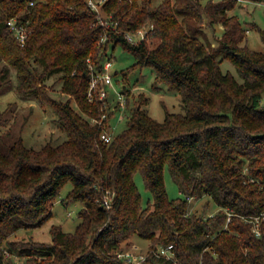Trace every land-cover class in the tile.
<instances>
[{
    "label": "trees",
    "instance_id": "1",
    "mask_svg": "<svg viewBox=\"0 0 264 264\" xmlns=\"http://www.w3.org/2000/svg\"><path fill=\"white\" fill-rule=\"evenodd\" d=\"M237 2L106 0L102 10L118 22L115 32L99 23L87 0H0V74L13 67L17 91L51 106L66 134L37 149L22 138L0 147V264H18L16 258L20 264H130L119 254L132 248L134 235L148 241L145 250L136 249L146 254L143 264H264V218L259 235L244 219L264 211V28L251 24L263 50L249 48L248 28L228 13ZM12 17L27 27L24 42L7 25ZM145 23L153 24L150 41L125 38ZM204 27L219 31L215 45ZM105 33L104 48L120 46L133 56L122 80L149 67L181 95L183 112L166 111L157 121L145 108L148 98L124 84L126 125L112 131L119 105L106 109L87 96L86 58L101 56ZM222 60L241 81L222 71ZM55 74L66 100L47 93L44 82ZM105 111L101 124L91 121ZM104 128L108 142L99 138ZM165 165L182 197H168ZM136 171L152 196L144 207ZM67 181L66 199L82 203L74 231L52 224L50 241L10 238L40 227ZM204 195L217 205L211 215L191 210L189 199ZM167 245L169 257L156 253Z\"/></svg>",
    "mask_w": 264,
    "mask_h": 264
},
{
    "label": "rangeland",
    "instance_id": "2",
    "mask_svg": "<svg viewBox=\"0 0 264 264\" xmlns=\"http://www.w3.org/2000/svg\"><path fill=\"white\" fill-rule=\"evenodd\" d=\"M205 1V0H203ZM229 14L238 16L242 25L248 28L246 33L247 46L253 50H263V42L256 28L251 27V24H256L259 28H264V2H252L250 0H238L237 5L230 11ZM213 45L216 44L215 33L208 27H204ZM147 41H150L149 39ZM158 42L154 39L150 46H154ZM109 56L114 57L112 67V75L114 87L121 89L124 84L138 95L143 93L148 98V103L145 105L147 112L157 121H162L165 112H183L181 95L175 90H169L165 81L156 79L154 72L149 67L136 68L128 71L127 79L122 80L121 71H125L134 62L130 52L122 49L120 46L108 51ZM5 65L3 60H0V71ZM220 67L223 72H231L238 81H241L235 67L227 60L220 62ZM1 73V72H0ZM58 74L48 77L44 84L47 93L55 98L66 100L67 95L61 91V82L58 80ZM17 78L13 67L8 66L6 73L0 74V147L6 150L16 139L22 138L23 143L27 147L39 148L45 143L56 145L66 138V134L60 128L58 115L45 102H40L30 94L19 93L16 89ZM108 99L111 103L116 95L112 87H106ZM264 106V99L262 101ZM73 106H75L73 102ZM76 107V106H75ZM126 117L119 119V113H116L109 123L111 124L114 133L120 132L126 125ZM164 183L166 192L169 198L182 197L178 181L171 175L168 165L163 169ZM133 180L140 193V202L144 207L152 202L150 191L145 187L141 173L136 171L133 175ZM72 188V183L67 181L60 188L59 195L53 201L51 206V216L37 228L19 229L15 235L10 238H24L27 240L50 241V226L52 224L59 225L66 232H73L80 218L78 212L82 208L80 201H72L66 199L68 192ZM191 210L197 214L203 213L211 215L217 209V205L209 196H201L189 199ZM132 246L138 249L145 250L148 246V241L136 235L132 237ZM129 250V249H128ZM18 264L21 263L19 258H16Z\"/></svg>",
    "mask_w": 264,
    "mask_h": 264
},
{
    "label": "built area",
    "instance_id": "3",
    "mask_svg": "<svg viewBox=\"0 0 264 264\" xmlns=\"http://www.w3.org/2000/svg\"><path fill=\"white\" fill-rule=\"evenodd\" d=\"M106 0H87V4L90 9L95 12L96 17L99 23L105 28H110L111 30L118 32V22L110 20V15L108 17L105 16L102 6ZM33 0H29V4L31 5ZM7 25L9 29L13 32L15 37L20 41L24 42L28 35L27 27L24 23L18 22L16 17H12L8 19ZM153 28L152 23H145L136 29L134 32H126L125 38L134 43L140 40H148V32ZM108 40V35L105 33L100 39V57L96 60H93L92 57L86 58L87 64V76H88V91L87 96L89 101H93L94 97L103 101V108H108L109 103L111 104V109L116 110L115 105L118 104L119 109V119H122L125 116V94L122 89H116L114 87L113 75H112V67L114 64V57L108 55V51L112 50L111 44L108 45L107 48H104V43ZM112 87L115 92V99L111 103V100L108 99V93L106 87ZM107 117V112H103L99 118H92L91 121L93 123L101 124V121ZM99 138L108 142L111 139V135L106 130V128L102 129L99 133ZM227 221L230 220L231 212L227 210ZM264 218V211L258 216H247L244 219L252 224V230L256 235H259L260 228L259 223ZM138 249L136 246H133L131 249H127L126 251L119 254V256L125 259L130 264H143L142 261L145 260L146 254L141 252H136ZM156 253L160 255L170 256L171 255V245L159 247Z\"/></svg>",
    "mask_w": 264,
    "mask_h": 264
}]
</instances>
